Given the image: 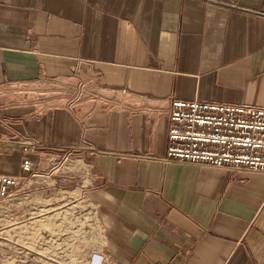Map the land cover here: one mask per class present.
<instances>
[{"label": "crops", "instance_id": "crops-1", "mask_svg": "<svg viewBox=\"0 0 264 264\" xmlns=\"http://www.w3.org/2000/svg\"><path fill=\"white\" fill-rule=\"evenodd\" d=\"M172 96L264 105V0H0V173L80 154L122 264H264V172L165 160Z\"/></svg>", "mask_w": 264, "mask_h": 264}, {"label": "rangeland", "instance_id": "rangeland-1", "mask_svg": "<svg viewBox=\"0 0 264 264\" xmlns=\"http://www.w3.org/2000/svg\"><path fill=\"white\" fill-rule=\"evenodd\" d=\"M50 159L16 187L30 195H15L0 208V264H81L91 251L106 250L95 208L77 195L95 184L92 168L80 154ZM40 173L52 175L39 179Z\"/></svg>", "mask_w": 264, "mask_h": 264}, {"label": "built area", "instance_id": "built-area-1", "mask_svg": "<svg viewBox=\"0 0 264 264\" xmlns=\"http://www.w3.org/2000/svg\"><path fill=\"white\" fill-rule=\"evenodd\" d=\"M168 117L165 160L264 172V105L172 96ZM33 146L22 147L20 167L34 175L38 168L28 157ZM24 180V175L0 173V208ZM81 264L122 263L97 249Z\"/></svg>", "mask_w": 264, "mask_h": 264}]
</instances>
